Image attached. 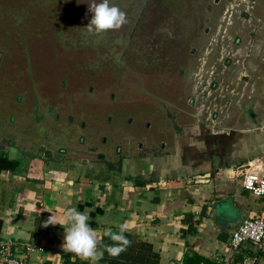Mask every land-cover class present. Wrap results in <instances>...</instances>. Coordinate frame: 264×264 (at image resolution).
I'll list each match as a JSON object with an SVG mask.
<instances>
[{"label": "crops", "instance_id": "crops-1", "mask_svg": "<svg viewBox=\"0 0 264 264\" xmlns=\"http://www.w3.org/2000/svg\"><path fill=\"white\" fill-rule=\"evenodd\" d=\"M258 8L255 21H264V12ZM216 19L204 21L209 28L201 30L202 51H196L202 65L189 68L185 77L187 103L179 109L175 100L159 101L164 112L171 108L175 115L157 127L149 124V131L157 133L137 140L138 144L114 121L91 116L95 125L88 128L92 121L81 120L82 133L65 135L66 147L53 146L55 135L48 134V149L21 151L10 141L16 119L0 112V154L21 160L19 167L14 163L0 167V238L15 242L18 253L24 251L25 243L33 244L28 264H67L68 253L61 247L67 225L44 227L43 222L52 211L63 223L69 207L89 215L99 238L107 229L118 233V226L126 223L127 232L158 252L160 264H192L189 259L194 256L207 260L197 264H241L227 250V240L219 238L223 221L215 218L212 206L230 200L244 217L264 218V198L242 190L240 177L230 169L264 156L261 135L243 136L264 130V123L258 121L264 106L258 101L264 99V22L253 21L248 32L235 27L231 34L232 20L226 27L222 18ZM225 58L231 60L229 65ZM9 65L0 64L2 106L15 101L12 91L4 88L12 79H2L4 74L12 75ZM219 102L224 108H218L219 114L213 117L209 106L216 111ZM251 107L254 115L246 113ZM99 126H105L103 132ZM187 214L199 222L195 233L186 231ZM239 253L243 258L255 255L251 249ZM259 264H264V258Z\"/></svg>", "mask_w": 264, "mask_h": 264}, {"label": "rangeland", "instance_id": "rangeland-1", "mask_svg": "<svg viewBox=\"0 0 264 264\" xmlns=\"http://www.w3.org/2000/svg\"><path fill=\"white\" fill-rule=\"evenodd\" d=\"M109 2L127 14L128 23L97 34L87 27L91 0H0V64L10 63L12 68V75L4 74L2 79H12L4 88L12 91L15 100L14 105H0V112L20 123L10 141L21 151L48 149L50 134L55 135L53 146L66 147L64 136L82 133L81 120L90 123L91 116L114 121L135 141L153 137L157 132L147 126L165 123L166 112L175 115L171 108L164 112L159 101L175 100L179 109L187 103V71L202 65L201 55L196 54L203 40L200 22L219 17L227 27L232 20L228 26L231 34L235 27L248 32L253 21L264 22L255 21L254 16L259 6L264 12V0ZM208 9L211 12L205 11ZM191 46L195 53L188 56ZM224 60L225 65L231 63ZM258 101L264 104L262 97ZM223 105L219 102L216 111L209 106L211 115H218ZM261 107L258 121L264 123ZM250 109L246 113L254 115L253 107ZM94 125L92 121L88 128ZM258 135L263 139L264 130L243 134ZM217 212L219 222L246 216L230 200Z\"/></svg>", "mask_w": 264, "mask_h": 264}, {"label": "clouds", "instance_id": "clouds-1", "mask_svg": "<svg viewBox=\"0 0 264 264\" xmlns=\"http://www.w3.org/2000/svg\"><path fill=\"white\" fill-rule=\"evenodd\" d=\"M89 11L92 13L91 20L87 25L89 32L97 34L109 30H118L128 23L127 14L122 11L118 6L111 5L109 0H91L89 4ZM43 222L44 227L55 225L59 223L64 226L65 233L62 250L65 253H72L79 256L83 260H90L95 264L96 261L102 259L104 251L112 256H119L122 252L127 250L131 241L125 236L128 231L127 224L122 223L118 226V233L112 232L111 229L105 231L112 244L103 245V250L99 249L102 241L98 237L96 230L89 224V215L86 212L78 211L75 207L67 208L63 213V223L56 219L55 214Z\"/></svg>", "mask_w": 264, "mask_h": 264}, {"label": "built area", "instance_id": "built-area-1", "mask_svg": "<svg viewBox=\"0 0 264 264\" xmlns=\"http://www.w3.org/2000/svg\"><path fill=\"white\" fill-rule=\"evenodd\" d=\"M230 169L236 171L240 177L242 190L256 198H264V156L236 164ZM23 248L24 251L18 253L15 242L0 238V264H28L29 253L35 248L31 243H25ZM226 248L233 255L242 249H251L255 255L245 257L241 264H259L264 258V218H242L234 232L229 235Z\"/></svg>", "mask_w": 264, "mask_h": 264}, {"label": "trees", "instance_id": "trees-1", "mask_svg": "<svg viewBox=\"0 0 264 264\" xmlns=\"http://www.w3.org/2000/svg\"><path fill=\"white\" fill-rule=\"evenodd\" d=\"M14 167H19L21 160L20 159H15V160H8L7 157L3 154H0V167L1 165H12ZM16 163V164H15ZM8 169L14 170L16 168L9 167ZM202 214H205V208H203ZM184 222L188 223L187 227V232L188 233H195L196 230V224H198V220H193L191 214H187L184 217ZM125 236L131 241L130 246L127 247V250L122 252L119 256L112 257L110 256L107 251H104L102 259L99 261L103 264H160L159 262V254L153 249V246L142 239H140L137 235L132 234L130 232H125ZM219 238L221 240H227L228 236L227 233L224 231H221L219 233ZM102 243L99 245V249L103 250V245L105 244H112L113 241L103 234L100 237ZM74 257L75 260L72 261L71 258ZM240 257V258H239ZM235 260H240L241 262L243 261V256L240 253L234 254ZM200 261L207 262L206 259L199 257V256H194L189 259V262L192 264H197ZM65 263L67 264H93L88 261H78L77 255L68 253L66 258H65Z\"/></svg>", "mask_w": 264, "mask_h": 264}, {"label": "water", "instance_id": "water-1", "mask_svg": "<svg viewBox=\"0 0 264 264\" xmlns=\"http://www.w3.org/2000/svg\"><path fill=\"white\" fill-rule=\"evenodd\" d=\"M224 205H225V201L222 202H217L215 204H213V209L212 212L215 214V218H217L218 216V212L217 211H222L224 210ZM241 219L240 218H236V219H232V220H227V221H223L222 223H220V227L223 229L224 232L228 233L229 235L231 233L234 232V230L236 229V227L239 225Z\"/></svg>", "mask_w": 264, "mask_h": 264}, {"label": "flooded vegetation", "instance_id": "flooded-vegetation-1", "mask_svg": "<svg viewBox=\"0 0 264 264\" xmlns=\"http://www.w3.org/2000/svg\"><path fill=\"white\" fill-rule=\"evenodd\" d=\"M206 11V10H205ZM203 25H204V22H203V20L200 22V24H199V26L201 27V29H200V31L201 30H204V29H202V27H203ZM207 28V27H206ZM208 28H209V26H208ZM198 43H200V41L198 42ZM184 49V48H183ZM183 49L181 50V52L180 53H183ZM197 51V50H196ZM195 53V51H194V49H193V47L191 46V48H190V50H189V52H188V56H193V54ZM196 54H197V52H196ZM185 57H187V56H185ZM179 76H181V75H179ZM167 116H168V118H170V119H173V114L172 113H167Z\"/></svg>", "mask_w": 264, "mask_h": 264}]
</instances>
